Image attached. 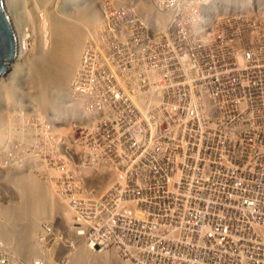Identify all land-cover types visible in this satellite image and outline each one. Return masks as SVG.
<instances>
[{
  "label": "built area",
  "instance_id": "2783aa9c",
  "mask_svg": "<svg viewBox=\"0 0 264 264\" xmlns=\"http://www.w3.org/2000/svg\"><path fill=\"white\" fill-rule=\"evenodd\" d=\"M259 1L152 0L150 25L129 0L103 7L72 88L89 131L110 124L111 142L61 145L57 185L74 238L56 264H71L80 241L125 264H264ZM103 168L115 178L96 194ZM48 226L51 241L64 238Z\"/></svg>",
  "mask_w": 264,
  "mask_h": 264
},
{
  "label": "rangeland",
  "instance_id": "374dc122",
  "mask_svg": "<svg viewBox=\"0 0 264 264\" xmlns=\"http://www.w3.org/2000/svg\"><path fill=\"white\" fill-rule=\"evenodd\" d=\"M80 1L82 0H11V2L9 1L13 18L15 19V21H17L18 27H20L19 30L21 32V35L24 38H26L28 48L30 49L29 51H31L29 53L32 54V56L31 55L29 56L30 64H32L35 70L39 72L41 71V73L45 72V74L48 76V79H53L56 80L57 82L64 81L63 84L64 88L62 92V94H64L63 95L64 105L73 104L75 103V101L77 103L78 98L81 99L82 102H79L78 105V107H80L78 115L76 114V116H74L67 113V115L62 116V119L60 120L59 123L60 126L56 125L57 127H59L58 129L62 130L61 131L62 138L60 136L59 137L60 140L58 142L56 141L57 138L54 139L53 141L54 144L49 143L45 145L47 146V148L46 147L42 148V146H39L40 147L39 148L37 145H33V148L35 149L31 148L32 149L31 152H34V154L36 155V156L33 155L34 158L36 157L33 160V162L35 163L33 167L31 166L30 168L29 166H24L23 164L24 168H22L23 166H21L20 168H18L19 170L18 169L14 170L13 168L11 169L10 167L7 168L5 166H2V168H0V186H1L0 187V212H1L0 225H2L0 226V246H1L0 264H8V263L30 264V262L34 261L39 255H41L40 254L41 250L39 249V247L41 248L46 247L47 249L51 250L50 257L54 261L53 264H56L58 258L65 253L64 248H62L61 246L67 244L69 240H72V238H74V234H72V229H71L73 220L71 221L69 227L67 226V224L70 221V218H72L71 217L72 213L69 209H67L68 207L64 203L70 200L66 197L63 198L57 189L58 188L57 185L58 169L56 162L58 161L57 153L62 152V148L59 147H62L61 146L62 143L69 136L71 137L72 140L75 141V143L78 144L79 149L92 148L94 146L98 148L101 147V145H106L111 142V140L106 138L104 135H102V133L111 131L112 125L108 124V125L97 126L95 128L96 130L95 135H93V132L89 131L88 123H84L85 118L88 117L87 112H89V108L86 106L84 107L85 99L80 97V95L74 94L72 88V82L74 79V75L80 64L81 57L85 48L91 42L92 38L95 39L97 37L96 34L97 32L100 31L99 28L102 25L104 18L103 7H107V8L113 7L117 4V1H120L122 3L125 2V4H127L128 2L127 0H90L93 7V11H92L93 13L90 22L88 23V25L86 24L90 28L89 34L87 32L89 38L85 44V47L83 48V51L81 52V55H79V62L76 71H74L73 75H69L68 69L64 63L65 61H63L64 59L62 58V55H64V53H62V50H60V52L58 51L57 49V45H59L57 43L58 40L56 39L54 32L51 31L50 26H52L53 23L62 22L66 18L67 19L70 18L72 13L71 8H73L72 5L75 4L77 5L78 3L80 4ZM129 1L131 4L135 3L136 5L135 7L137 9L136 11L140 14L138 16L141 18V21H144L142 19H146L148 20L147 23L149 25L151 24V22H154V21H150V17L152 13H154L153 7L150 2L152 0H129ZM216 1L228 2L226 0H213L214 3ZM87 2H88L87 0H83V3L86 4ZM85 4L82 5L85 6ZM27 66L24 67V65L22 64V66L20 67V72L18 71L19 77L17 84L19 86V89L21 90V93L23 92V94L20 95L17 100V107L19 109L18 113L21 112L23 115H25L26 119H31L33 126L32 129L33 130L37 129L36 131L38 134L37 133L35 134L36 139L38 138L37 140H39V142H42L41 139L44 138L43 135L45 133L42 132L44 133L42 135L41 132H38V129L40 131L44 129V126L42 127L41 119L40 117H38L37 113L34 110H31L32 108L30 106L31 105V103L29 102L30 100L24 99L25 94L28 92V89L26 88L28 87V82H29V73H28L29 71H27L28 69ZM70 76H72L71 79L69 78ZM71 93H73V95ZM48 115L49 117H47ZM44 119H47V121L49 120L48 123L50 122L52 123L51 126H54L53 122H55V117L53 111H50ZM51 137H53V134L51 135ZM67 140L69 141V139ZM55 142L58 144H56ZM95 159L99 161L100 157ZM37 161L39 163L41 161V163L39 164ZM94 162L96 161L95 160L92 161V163ZM35 166H37L38 168L37 167L35 168ZM42 167L45 170L42 169ZM47 169L51 173L52 171L56 173L49 174ZM16 170H18V172ZM9 172H13L12 174H14L13 175L14 178L20 176L22 179L28 178V175L33 172L36 173L38 178H40L41 181L44 183V187H46L47 185L46 183L51 184L50 186L56 190L55 198L57 200L56 199L55 200L56 202L60 203L59 210L57 212H54V214H52L51 216L47 215L44 218L40 219L39 224L37 226L32 225L30 223L31 222L30 219H28L27 217L24 219H17L16 217L15 219H13L12 222L7 221L8 224L10 225L9 226L7 222L4 220V213H2V211H5L8 207H12V205H20L22 200L19 194H17L16 191L17 189L13 186V184L7 186V184L3 182L4 180L2 175L7 174ZM91 172L93 171H91L90 169L86 170V174L90 176H91L90 174ZM102 173L106 175L104 176L105 179H100V180L97 179L98 181H96L95 179V181L91 183L93 185L92 189L96 192V194L104 192L109 186L110 182L113 181L115 178V174L110 173L107 168H103ZM19 179L20 178H18L17 180ZM103 180H105V182H109V184L106 186L105 189H101L99 186L100 181L103 182ZM68 211L70 212L71 216H69ZM11 223H13L12 226ZM23 225L26 227V231L24 234V239L21 240L20 239L21 232L19 228H21ZM48 225L53 227L52 231L55 235L62 233L63 235H65L64 238L63 239L57 238L55 241H51L50 239H52V237L48 233L49 231ZM58 245L59 248L57 249ZM78 247L79 245H77L76 249ZM82 248H85L88 251V253L90 252L86 247L82 246L81 249ZM81 249H80V253H81ZM80 253L77 258L78 261H79ZM89 256H93V257L95 256L96 258L108 257L107 255L99 256L97 253H93V252H90ZM112 257L117 258L116 256H112ZM74 262L75 261H73L72 264H76V263L78 264L77 261L75 263ZM122 264L125 263L123 262Z\"/></svg>",
  "mask_w": 264,
  "mask_h": 264
},
{
  "label": "bare ground",
  "instance_id": "6f19581e",
  "mask_svg": "<svg viewBox=\"0 0 264 264\" xmlns=\"http://www.w3.org/2000/svg\"><path fill=\"white\" fill-rule=\"evenodd\" d=\"M9 1L11 2V0H6V7L13 21L17 33V37L19 40V53L16 60L11 64H9V72H7L6 76L0 77V166H1L0 168H2V166H5L7 168L10 167L11 169L13 168L15 170L23 166V164L24 166H29L30 168L31 166L32 167L34 166L35 163L33 162V160L36 157L34 158L33 155L35 154L34 152H31L32 149H35L33 148V145H37L38 147L42 146V148L45 147L47 148V146L45 145L49 143L54 144L53 143L54 139L57 138L56 140L57 142L60 140L59 137L61 136L62 130L58 129L59 127L57 126L58 125L60 126L59 123L60 120L62 119V116L67 115V113L74 116H76V114L78 115L80 108L78 107V105L79 102L82 101L81 99L78 98L77 103L75 101V103L73 104L64 105V96H63L64 94H62L64 88L63 87L64 81L57 82L56 80L48 79V76L45 74V72L41 73V71L39 72L35 70L32 64H30L29 56L30 55L32 56V54H29L31 51H29L30 49L28 48L26 38H24L21 35V32L19 30L20 27H18L17 21H15V19L13 18ZM87 1L88 2L86 4L83 3L82 0L80 1V4L78 3L77 5L76 4L72 5L73 8H71L72 13H71V17L68 18L69 20L66 18L64 21L53 23L52 26H50L51 31L54 32L56 39L58 40L57 41V43L59 44L57 45L58 51L60 52V50H62V53H64V55H62V58L64 59L63 61H65L64 63L68 69L69 75H73L74 71H76L79 62V55H81V52L83 51V48L85 47V44L89 38L88 34L90 32V28L87 25L90 22V19L92 18L93 7L91 1L90 0ZM226 1H228L229 3L216 1L215 4L221 6L230 4V5L238 6L241 9H244L249 3V0H243V3L242 0H226ZM82 4H85V6ZM261 5L264 6V0L259 1L258 6ZM163 20H164L163 18L159 19L158 24H162ZM159 27L162 28L163 25ZM22 64L24 65V67L28 65L27 71H29L28 72L29 82H28V87L26 88L28 89V92L25 94L24 99L30 100L29 102L31 103L30 105L32 108L31 110H34L37 113L38 117H40L41 119L42 127L44 126V129L40 131L38 129V132H41L42 135L45 133L43 135L44 138L41 139L42 142H39V140H37L38 138L36 139L35 134L37 133L36 131L37 129L36 130L32 129L33 126L31 119H26L25 115H23L21 112H19L20 114L18 113L19 109L17 107V100L18 97L23 94V92L21 93V90L19 89V86L17 84L20 67L22 66ZM71 77L72 76H70L69 78L71 79ZM71 94L73 95V93ZM50 111H53L54 113V117H55V122H53L54 126H51L52 123L50 122L48 123L49 120L47 121V119H44ZM47 117H49V115ZM52 134L53 137H51ZM24 166L22 168H24ZM36 167L37 166H35V168ZM42 169L44 168L42 167ZM18 170L16 171L18 172ZM33 172L28 175V178H23V179L20 176L14 178L13 177L14 174H12L13 172H9L7 174L2 175L4 180L3 182L6 183L7 186L13 184V186L17 189V190L15 189L17 191V194H19L20 198L22 199L20 205H12V207H8L5 211H2V213H4V220L6 222L7 221L12 222L13 219H15L16 217L17 219H24L27 217L28 219H30L31 221L30 223L32 225L37 226L39 224L40 219L44 218L47 215L51 216L52 214H54V212H57L59 210L60 203L56 202L57 199L55 198L56 190L53 187H51L50 186L51 184L49 183H46L47 185L46 187H44V183L41 181L40 178H38L36 173ZM48 172L49 174L51 173L49 170ZM54 173L56 172L52 171L51 174ZM18 178L20 179L17 180ZM108 184L109 182H105V180H103V182L100 181L99 186L101 189H105ZM69 216H71L70 212H69ZM72 220L73 219L70 218V221L67 224L68 227L71 224ZM12 224L13 223H11V226ZM19 229L21 232L20 239L23 240L26 227L23 225ZM82 246L86 247L84 243L80 241L79 247L75 249L74 255L71 258V264L73 263V261L75 262L77 261L78 264H122L123 263L113 251L93 252V253H97L99 256L100 255L108 256L107 258L105 257L96 258L95 256L94 257L89 256V253L91 251L88 249L90 251L88 253V251L85 248L81 249ZM58 248L59 245L57 249ZM39 249L41 250L40 253L41 255H39L34 261L30 262V264H36L37 261H40L39 263L44 262V264L54 263V261L50 257L51 250L47 249L46 247L44 248L39 247ZM80 249H81V253H80ZM79 253H80V257L78 261L77 258L79 256ZM112 256H116L117 258Z\"/></svg>",
  "mask_w": 264,
  "mask_h": 264
},
{
  "label": "water",
  "instance_id": "95a60500",
  "mask_svg": "<svg viewBox=\"0 0 264 264\" xmlns=\"http://www.w3.org/2000/svg\"><path fill=\"white\" fill-rule=\"evenodd\" d=\"M19 53V40L13 21L6 7V0H0V77L9 72V64Z\"/></svg>",
  "mask_w": 264,
  "mask_h": 264
}]
</instances>
